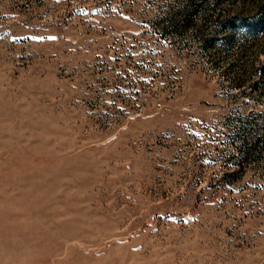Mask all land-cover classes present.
<instances>
[{
    "label": "rangeland",
    "instance_id": "rangeland-1",
    "mask_svg": "<svg viewBox=\"0 0 264 264\" xmlns=\"http://www.w3.org/2000/svg\"><path fill=\"white\" fill-rule=\"evenodd\" d=\"M0 264H264V0H0Z\"/></svg>",
    "mask_w": 264,
    "mask_h": 264
},
{
    "label": "trees",
    "instance_id": "trees-1",
    "mask_svg": "<svg viewBox=\"0 0 264 264\" xmlns=\"http://www.w3.org/2000/svg\"><path fill=\"white\" fill-rule=\"evenodd\" d=\"M239 173V171H236V172H232L230 174H227L226 177L229 178V180H234V178L237 176V174Z\"/></svg>",
    "mask_w": 264,
    "mask_h": 264
}]
</instances>
